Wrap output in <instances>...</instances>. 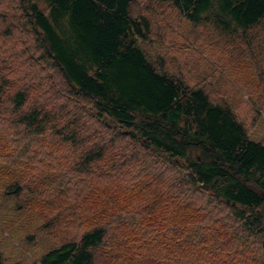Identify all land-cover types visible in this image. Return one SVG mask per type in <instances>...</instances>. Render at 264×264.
<instances>
[{
    "label": "trees",
    "instance_id": "obj_1",
    "mask_svg": "<svg viewBox=\"0 0 264 264\" xmlns=\"http://www.w3.org/2000/svg\"><path fill=\"white\" fill-rule=\"evenodd\" d=\"M164 8L264 95V0H0V202L54 242L15 264H264V144L156 66Z\"/></svg>",
    "mask_w": 264,
    "mask_h": 264
},
{
    "label": "rangeland",
    "instance_id": "obj_2",
    "mask_svg": "<svg viewBox=\"0 0 264 264\" xmlns=\"http://www.w3.org/2000/svg\"><path fill=\"white\" fill-rule=\"evenodd\" d=\"M40 8L44 11L42 2H40ZM162 10L166 15L164 18L159 14L155 17L158 21L155 22L156 25L160 24L154 29L159 33L162 44L157 41L147 49L148 53L151 50L152 60L156 61V66H160L157 65L158 57H160L164 61L163 67L167 72L178 75L189 86H203L210 93L213 101L228 105L233 110L251 139L264 144V95H257L255 102L253 101L255 97L250 96L258 92L256 74L251 71L248 79L240 72L225 73L224 71L222 75L210 73L212 58L214 61L218 60V54H221V40H217L209 28H194L181 21L177 23L175 11L168 8ZM260 29H264V25H261ZM175 34L184 36L186 42L191 44L195 50L186 52L185 55L182 40ZM211 39H216V41L214 40L215 43L211 44L212 48H209L207 45ZM213 48H216V54L213 53ZM215 68V71L221 72V66L215 65ZM0 204L3 207L0 220L6 223L5 227L0 225V249L4 253L6 262L15 264L37 260L43 248L53 246L54 242L51 237L42 236L40 231H35V228H25V225L29 223L25 222L17 229L18 224L10 223L16 218L11 216V204L1 202ZM35 219V216L29 215L30 222H34ZM32 232H35L38 241L34 246L27 244L25 238L26 235L33 234Z\"/></svg>",
    "mask_w": 264,
    "mask_h": 264
}]
</instances>
